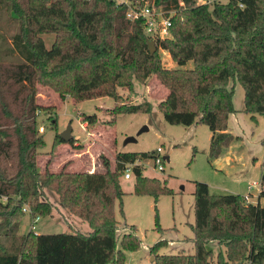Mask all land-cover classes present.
<instances>
[{
  "label": "trees",
  "instance_id": "1",
  "mask_svg": "<svg viewBox=\"0 0 264 264\" xmlns=\"http://www.w3.org/2000/svg\"><path fill=\"white\" fill-rule=\"evenodd\" d=\"M136 2L138 0H129ZM165 11H176L170 35L157 40L151 54L142 21L127 18L128 7L115 0H0L18 33L14 53L22 62L0 60V264H126L127 253L142 246L135 226L119 238L116 202L123 213L121 176L126 165L147 160L151 153H119L116 169L105 172L42 173L38 150L46 145L39 134L38 85L62 98L87 101L98 97L120 100L119 89H134L152 76L169 91L158 107L170 125H206L211 134L209 157L219 159L235 141L228 120L237 113L235 85L245 91L244 113L264 117V0H227L197 5V0H156ZM183 3V5H181ZM55 35L47 49L43 35ZM167 52L179 68L163 63ZM192 63V68H189ZM150 103L120 106L119 114H151ZM90 125L96 115L84 116ZM53 122V126L54 121ZM54 146L64 141L56 136ZM73 141V139L70 141ZM134 194L171 195L167 181L148 178L134 168ZM264 188V168L261 180ZM47 192L58 196L61 208L86 222L90 234L21 237L18 253H9L2 238L15 239L24 206L32 216L46 217L54 206ZM264 197V192L259 199ZM6 199V201H4ZM193 255H159L168 241L151 248L154 264H211L212 243L225 248L215 264H264V208L241 195H212L195 183ZM156 229L163 231L156 214Z\"/></svg>",
  "mask_w": 264,
  "mask_h": 264
},
{
  "label": "rangeland",
  "instance_id": "2",
  "mask_svg": "<svg viewBox=\"0 0 264 264\" xmlns=\"http://www.w3.org/2000/svg\"><path fill=\"white\" fill-rule=\"evenodd\" d=\"M124 4V0H115ZM133 4L156 0H127ZM126 5V4H124ZM127 6V5H126ZM17 21L11 20L0 5V60L3 62H22L14 53L12 38L18 33ZM55 35H43L47 49H51ZM163 63L169 68H179L167 52L161 51ZM192 68V63H189ZM166 88L157 77L146 82L135 81L134 89H119L120 100L98 97L87 101H76L71 97L62 98L53 89L38 85L37 103L46 110L37 112L39 134L45 139V147L38 150V167L44 173L86 171L105 172L104 163L109 169H116V156L119 153H153L162 149L160 155L169 157L164 162V172H159L153 158L142 161L144 174L148 178L167 181L171 195H161L158 200L152 196L134 194L135 177L126 180L121 176L124 191L123 213L120 202H116V219L119 225V238L129 232L130 226L137 228L142 241L136 252L127 253L126 264H154L151 248L160 241H168L159 255H193L192 225L195 222L194 192L195 183H205L212 195H241L251 193L259 196L264 168V117L244 113L245 91L240 84L235 85L234 106L237 113L230 116L228 132L236 139L228 148L226 155L212 161L209 157L211 132L206 125L178 126L166 122L158 105L166 99ZM150 103L151 114H119L114 109ZM96 115L97 122L90 125L84 116ZM54 121V126L53 122ZM72 127L73 141L56 144L57 135ZM147 127L148 130L139 134ZM41 128L44 131L41 132ZM133 137L135 142L126 144ZM47 200L54 206L50 216H32L30 207L24 206L21 225L15 239L2 238V244L9 253H18L21 237L33 231L41 235L90 234L92 229L80 218L60 207L58 196L47 192ZM255 200V198L253 199ZM257 200V199H256ZM255 200V201H256ZM264 208V197L261 199ZM6 201V199L4 200ZM26 210V211H24ZM156 214L163 231L156 229ZM39 217L40 221L35 222ZM1 221V220H0ZM35 230H32V228ZM215 256L225 253L224 247L212 243L209 247Z\"/></svg>",
  "mask_w": 264,
  "mask_h": 264
},
{
  "label": "built area",
  "instance_id": "3",
  "mask_svg": "<svg viewBox=\"0 0 264 264\" xmlns=\"http://www.w3.org/2000/svg\"><path fill=\"white\" fill-rule=\"evenodd\" d=\"M225 2L227 0H197V5H213L218 2ZM239 6L240 8H244V5L242 3V0H239ZM124 4L127 5L128 11H127V18L131 22L136 21H142L144 24V31L146 35L148 36L150 41L156 42L160 39H166L169 37L170 28L173 24V18L176 15V11H165L162 7L157 6L156 1L153 3L151 2H145L144 4L137 3L136 5L132 2L128 3L127 0H124ZM183 5V3L181 4ZM44 131V128H41V132ZM162 152L161 148H158L157 151L151 153L155 166L159 172H164V162H166L165 157H162L160 153ZM136 166H142V161H137L136 163L128 164L126 165L124 178L126 180L132 179L134 168ZM259 189V196L264 192V188L262 187V184H254ZM258 196V198H259ZM251 197L253 195L251 193H248L246 196H244L246 203H252ZM26 211V210H24ZM40 218L37 217L35 219V222H39ZM32 230H35L33 227Z\"/></svg>",
  "mask_w": 264,
  "mask_h": 264
},
{
  "label": "water",
  "instance_id": "4",
  "mask_svg": "<svg viewBox=\"0 0 264 264\" xmlns=\"http://www.w3.org/2000/svg\"><path fill=\"white\" fill-rule=\"evenodd\" d=\"M148 47H149V51L151 54H155L156 51H157V46H156V43L154 41H149L148 42ZM148 128L145 127L143 128L139 134L147 131ZM72 127L69 126L65 131H63L60 135L61 139L65 142V143H69L72 139H73V135H72ZM136 139L133 138V137H130L128 138L125 143L128 144V143H131V142H135ZM166 161H169V157H165ZM152 261H154V258H152Z\"/></svg>",
  "mask_w": 264,
  "mask_h": 264
},
{
  "label": "crops",
  "instance_id": "5",
  "mask_svg": "<svg viewBox=\"0 0 264 264\" xmlns=\"http://www.w3.org/2000/svg\"><path fill=\"white\" fill-rule=\"evenodd\" d=\"M168 90L166 89V91L165 92H167ZM168 94H169V91H168V93H166V97L168 96ZM230 119V118H229ZM228 122H229V120H228ZM212 137V134L210 135V138ZM228 151V149L224 152V154L221 156V158L224 156V155H226V152ZM247 195V194H246ZM246 195H244V196H246ZM255 198V200H253ZM251 202L252 203H254V204H257V203H260V204H262L261 203V200L256 196H254V197H251ZM262 206V205H261ZM36 234H39V233H36Z\"/></svg>",
  "mask_w": 264,
  "mask_h": 264
}]
</instances>
